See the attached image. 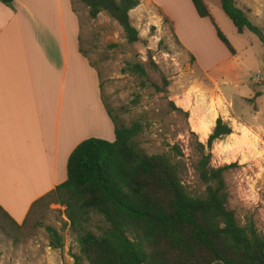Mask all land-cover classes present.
Here are the masks:
<instances>
[{
  "label": "rangeland",
  "instance_id": "rangeland-1",
  "mask_svg": "<svg viewBox=\"0 0 264 264\" xmlns=\"http://www.w3.org/2000/svg\"><path fill=\"white\" fill-rule=\"evenodd\" d=\"M203 1L233 52L215 27L213 35L201 31L194 50H181L166 22L150 25L149 18L130 19L139 39L128 43L107 12L90 18L88 8L73 0L82 24L80 49L98 71L102 103L111 115L126 127L141 125L133 138L136 145L148 155L165 153L177 162L185 188L201 195L205 185L195 164L203 144L210 167L226 166V207L239 225L253 223L264 233V0H234L258 33H237L220 0ZM135 62L143 65L144 77L123 71ZM218 117L232 132L208 151L206 139ZM64 209L41 204L20 229L0 221V264H72L78 246ZM100 225L93 216L85 224L95 232ZM45 226L61 234L60 249L48 246Z\"/></svg>",
  "mask_w": 264,
  "mask_h": 264
},
{
  "label": "trees",
  "instance_id": "trees-1",
  "mask_svg": "<svg viewBox=\"0 0 264 264\" xmlns=\"http://www.w3.org/2000/svg\"><path fill=\"white\" fill-rule=\"evenodd\" d=\"M12 1L0 0L8 6ZM79 1L90 18L105 11L122 28L128 43L138 41L128 13L139 0ZM191 2L233 52L204 1ZM220 6L237 33L244 29L258 33L234 0H220ZM123 71L146 75L139 62L128 63ZM105 110L114 126V140L89 137L79 142L68 156L66 179L35 200L21 224L0 207L2 223L20 229L39 205H63L78 246L77 253L71 254L72 264H264V233L253 223L239 225L226 207L222 176L226 166L210 167V154L199 144L202 150L195 170L205 188L201 195L191 194L182 183L177 162L165 153L148 155L136 145L133 138L141 131L140 124L126 127ZM231 132L230 125L218 117L205 148L209 151ZM92 216L103 223L97 232L85 226ZM45 231L48 246L60 249L61 234L51 226H45Z\"/></svg>",
  "mask_w": 264,
  "mask_h": 264
},
{
  "label": "crops",
  "instance_id": "crops-1",
  "mask_svg": "<svg viewBox=\"0 0 264 264\" xmlns=\"http://www.w3.org/2000/svg\"><path fill=\"white\" fill-rule=\"evenodd\" d=\"M129 17L165 21L181 50H194L201 31L214 30L191 0H139ZM81 32L73 0L0 2V207L17 224L66 179L79 142L115 138Z\"/></svg>",
  "mask_w": 264,
  "mask_h": 264
}]
</instances>
